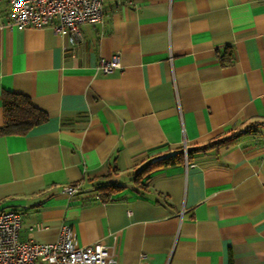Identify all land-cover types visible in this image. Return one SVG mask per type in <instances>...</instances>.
<instances>
[{"label": "crops", "instance_id": "crops-1", "mask_svg": "<svg viewBox=\"0 0 264 264\" xmlns=\"http://www.w3.org/2000/svg\"><path fill=\"white\" fill-rule=\"evenodd\" d=\"M10 20L0 0V127L4 90L48 114L0 135V210L21 214L22 240L66 225L118 264H264V126L212 144L264 120V0H105L76 40ZM115 53L121 68H97ZM108 183L121 187L103 197Z\"/></svg>", "mask_w": 264, "mask_h": 264}, {"label": "built area", "instance_id": "built-area-1", "mask_svg": "<svg viewBox=\"0 0 264 264\" xmlns=\"http://www.w3.org/2000/svg\"><path fill=\"white\" fill-rule=\"evenodd\" d=\"M105 0H9L11 20L20 27L52 25L71 40L81 36V25L103 21ZM119 54L103 57L97 68L111 73L121 68ZM186 151V146H185ZM188 162V161H186ZM69 195L80 190V184L63 187ZM21 214L16 210H0V264H118L112 245L95 241L79 245L69 226H62L53 242L22 240L19 235Z\"/></svg>", "mask_w": 264, "mask_h": 264}, {"label": "trees", "instance_id": "trees-1", "mask_svg": "<svg viewBox=\"0 0 264 264\" xmlns=\"http://www.w3.org/2000/svg\"><path fill=\"white\" fill-rule=\"evenodd\" d=\"M2 104L5 118L3 125L0 127V135L26 134L35 125L44 122L48 118V114L45 110L35 105L31 97L23 93L4 90L2 94ZM259 126H264V120H254L247 124L243 129L232 130L229 134L225 135V137L213 141L212 144L235 137L242 132L256 131ZM212 144L209 143L195 148L186 147V151L185 146L182 145L172 152L157 155L144 164L135 173L134 178L136 181L140 182L143 177H148L153 170L166 165L190 161L193 152L204 150ZM120 187L121 185L115 183L98 185L103 197H109L111 192L118 190Z\"/></svg>", "mask_w": 264, "mask_h": 264}]
</instances>
